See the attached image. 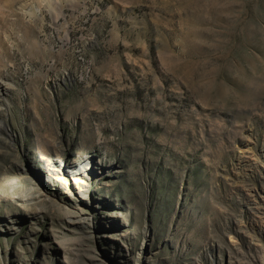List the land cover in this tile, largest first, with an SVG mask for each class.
Returning a JSON list of instances; mask_svg holds the SVG:
<instances>
[{"label": "rangeland", "instance_id": "374dc122", "mask_svg": "<svg viewBox=\"0 0 264 264\" xmlns=\"http://www.w3.org/2000/svg\"><path fill=\"white\" fill-rule=\"evenodd\" d=\"M0 264H264V0H0Z\"/></svg>", "mask_w": 264, "mask_h": 264}]
</instances>
